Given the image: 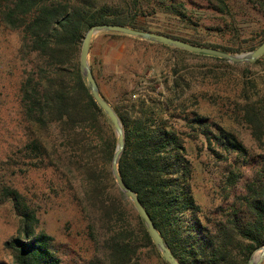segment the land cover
<instances>
[{"label":"trees","instance_id":"1","mask_svg":"<svg viewBox=\"0 0 264 264\" xmlns=\"http://www.w3.org/2000/svg\"><path fill=\"white\" fill-rule=\"evenodd\" d=\"M209 2L217 13L229 14L224 0ZM143 3L153 1L0 0V26L17 34V55L27 66L17 88L23 140L19 161L25 172L57 175L61 190L71 189L70 182H76L73 198L96 256L94 264H141L143 251L159 254L111 176L116 138L110 121L90 95L76 59L84 32L94 24H116L229 51L137 27L135 19ZM163 11L178 19L185 16L181 3L170 2ZM251 87L252 82H241L237 94L241 102L230 116L242 122L252 139L263 146L264 88L252 92ZM171 102L144 98L131 103L128 110L111 107L123 127L118 175L135 193L179 264H247L252 252L264 243V161L247 159L244 146L225 129L204 122L201 116L192 118L204 126L206 146L216 158L215 147H219L239 163L255 165L238 194L220 207L217 219L200 217L190 189L191 168L183 140L160 116ZM235 168L224 172L222 191L236 185L241 173ZM3 202L10 204L18 219L14 235L2 243L11 264H59L52 238L37 229L38 217L25 195L1 183Z\"/></svg>","mask_w":264,"mask_h":264},{"label":"rangeland","instance_id":"2","mask_svg":"<svg viewBox=\"0 0 264 264\" xmlns=\"http://www.w3.org/2000/svg\"><path fill=\"white\" fill-rule=\"evenodd\" d=\"M152 1L142 4L135 19L137 27L225 48L229 54L248 53L264 37V0H224L228 15L217 13L209 0ZM170 2L183 5V18L164 13L163 6ZM110 33L93 35L87 51V64L99 95L118 111L130 109L137 99L150 98L160 103L172 99L166 114L160 116L183 140L191 168L190 189L199 216L217 219L220 207L238 194L255 165L239 163L234 155L214 146L219 155L216 158L206 146L204 126L191 119L201 116L204 122L225 129L244 146L247 159L264 161V145H258L247 127L230 116L241 102L237 99L241 82H252V92L263 90L264 57L236 64L128 36L116 38ZM18 45L17 34L0 26V186L11 185L25 195L38 217L37 229L52 238L59 264H94L96 256L73 198L78 189L76 182H70L71 189L61 190L57 175L42 170L25 172L19 161L18 148L23 140L17 88L27 66L18 58ZM233 168L239 170L240 177L234 187L222 191L224 172ZM17 221L10 204L0 203V264H11L2 243L14 235ZM140 263L166 264L160 254L144 251Z\"/></svg>","mask_w":264,"mask_h":264},{"label":"water","instance_id":"3","mask_svg":"<svg viewBox=\"0 0 264 264\" xmlns=\"http://www.w3.org/2000/svg\"><path fill=\"white\" fill-rule=\"evenodd\" d=\"M101 32L117 33L120 35L137 38L139 40H144L160 45L169 46L172 48L184 50L191 53H200L203 55L212 56L236 64L253 63L256 59L262 56L264 54V39L255 49H253L248 53L229 54L227 52H223L217 49L186 43L184 41H181L173 37L157 34L154 32L136 30L130 27L116 25V24H106V23L94 24L90 26L82 36V40L78 52L79 70L81 75L85 79L86 85L89 89L90 95L92 96L94 102L102 110L106 118L110 121L116 138L114 151L112 153L110 159V165H109L111 176L114 179L117 189L121 192L123 197L130 202L133 210L141 219L151 242L155 246L156 250L162 257L164 262H166L167 264H179L176 261V259L171 255L169 249L166 247L162 238L154 228L150 218L148 217L147 213L144 211L143 207L139 203L135 193L123 184V182L121 181L118 175L117 163L120 154L123 150V144H124L123 127L117 115L113 111V109L99 95L97 85L91 74V71L88 67L86 60L88 46L92 36ZM263 260H264V243L263 245H261L259 248H257L252 252L249 260L247 261V264H261Z\"/></svg>","mask_w":264,"mask_h":264}]
</instances>
